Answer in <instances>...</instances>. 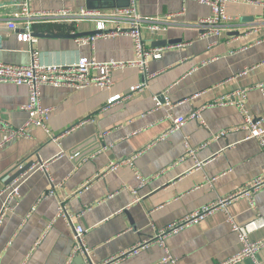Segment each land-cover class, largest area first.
I'll return each instance as SVG.
<instances>
[{
  "label": "crops",
  "instance_id": "obj_1",
  "mask_svg": "<svg viewBox=\"0 0 264 264\" xmlns=\"http://www.w3.org/2000/svg\"><path fill=\"white\" fill-rule=\"evenodd\" d=\"M18 5L19 0H0V63L27 65L31 50L44 65L74 64L82 57L100 63L134 58L126 35H96L85 45L77 41L91 36L70 37L98 34L97 20L81 16L82 10L109 13L125 7V0H28L31 12L73 14L33 18L32 34L51 37H33L30 44L16 38L20 24L12 15ZM136 11L142 18L160 20L158 31L141 33L144 46L160 50V58L150 59L146 70H115L108 89L42 86L41 105L52 110L47 132L34 128L30 138L0 145V264H64L73 244L72 226L85 230L88 258L79 255L71 264H157L164 248L178 264H219L240 248L227 215L238 224L257 216L264 220L263 189L253 196V209L245 198L231 200L225 210L166 237L164 247L152 243L137 255L120 257L264 172L258 142L235 131L243 124L242 114L230 105L206 107L247 90L245 109L264 128L263 8L229 2L225 12L232 21L218 37L198 27L211 10L192 0H138ZM117 26L128 28L129 23L105 22L106 31ZM140 84L141 90L130 92ZM117 95L122 100L106 107ZM27 98L25 86L0 84V113L12 127L26 122L22 108ZM198 111L203 124L188 121L171 131L173 118ZM1 139L0 132V144ZM29 158L35 165L18 178L19 197L4 211L10 185L5 182ZM133 158L134 168L110 169ZM59 203L72 224L56 217ZM261 237L264 229L250 236ZM257 260L264 264V249Z\"/></svg>",
  "mask_w": 264,
  "mask_h": 264
},
{
  "label": "built area",
  "instance_id": "obj_2",
  "mask_svg": "<svg viewBox=\"0 0 264 264\" xmlns=\"http://www.w3.org/2000/svg\"><path fill=\"white\" fill-rule=\"evenodd\" d=\"M138 0H125L126 6L118 8L109 13H103L101 11H81V16L87 18H95L98 22L97 31L98 37L112 38L117 36L126 35L132 39L133 42V60L127 62H107L100 63L93 58H80L76 63L69 65H44L41 63L39 53L36 50H31L30 62L27 65H8L0 63V84H11L15 86H25L28 92V98L26 104L22 110L26 113V122L18 128L12 127L6 121L3 120L0 113V132L2 135L1 144H5L12 140L27 139L31 137L32 129L41 128L47 132V122L51 109L45 108L40 102V88L44 85L52 87H67L75 90H80L89 87H96L99 89H108L112 85V73L115 70L136 67L140 70H146L148 61L150 59L160 58V50L148 49L144 46L141 33L145 30L155 32L160 29L158 19L142 18L137 14L136 4ZM201 5H206L211 10V16L209 18L201 19L198 22V27L204 31L206 35L219 36L222 29L231 20L226 15L225 8L229 2L247 3L260 5L264 10V0H192ZM4 7V6H3ZM18 10L13 13L12 18L19 21V31L17 33V41L21 43L30 44L33 41L31 20L33 18L45 17H66L73 15L69 11H55V12H31L28 7V0H19ZM1 20V16H0ZM120 21L128 22L129 27L123 28L117 26L114 30L106 31V21ZM238 21V20H234ZM264 22V12L261 18ZM9 29H13L10 28ZM95 39L94 36L83 38L78 40V44L85 45L91 44ZM142 84L133 86L130 88V92L134 93L142 88ZM262 90L263 85L257 86ZM247 90H237L231 94L214 100L206 107L217 106H234L243 116V124L235 131H243L246 133L245 139H255L261 152L264 155V128L260 126V122H256L245 109V101ZM122 100L121 96H113L107 102L106 107H110L115 102ZM166 100V99H165ZM158 102V101H157ZM159 104V103H158ZM201 111L195 112L186 117H176L172 119L171 131L179 130L188 121H196L200 124L203 122L200 120ZM224 135V133H221ZM52 141L57 139L51 136ZM134 160L129 159L118 164H112L110 169H115L118 166L125 165L134 168ZM41 168L45 169L42 165ZM138 176V175H136ZM18 179L13 181L8 186V199L4 204L3 210H9L11 203L19 197V184ZM140 186L145 184L144 180H139ZM264 189V172L247 182L242 189L221 200L214 206H207L200 210H197L189 216L178 220L172 224H169L165 228L158 230L149 241H143L141 244L135 246L127 252L121 254L120 257L129 255H137L141 251L148 250L152 243H156L164 247V239L171 234L187 227L191 224H195L203 218L217 209L225 210V206L234 199L245 198L253 209V196ZM2 217V216H1ZM0 217V223H1ZM56 217L63 219L68 224H72L71 215L66 210L64 204L59 203L56 210ZM227 223L230 230L237 236L239 242V250L228 260L219 264H239L246 259H250L253 264H260L257 260V256L261 250L264 249V237L251 239L250 236L258 231L264 229V220L260 217H255L245 224H238L234 219L227 215ZM73 228V244L71 252L64 264H71L72 261L79 255L87 257L88 249L84 243L85 230L80 226H72ZM165 255L157 264H178V261L171 256L166 248H164ZM88 258V257H87ZM118 260V259H117ZM116 261V260H115ZM113 263L111 261L108 264ZM24 264V263H23Z\"/></svg>",
  "mask_w": 264,
  "mask_h": 264
},
{
  "label": "water",
  "instance_id": "obj_3",
  "mask_svg": "<svg viewBox=\"0 0 264 264\" xmlns=\"http://www.w3.org/2000/svg\"><path fill=\"white\" fill-rule=\"evenodd\" d=\"M126 2H125V6H126ZM33 37H51L50 35H43V34H32ZM98 35L97 32L92 31L89 32L87 34H79V35H74V36H70V37H84V36H96ZM180 42V40L178 41ZM171 43H175V42H167V44H171ZM161 45V44H158ZM35 165L34 161H31L30 158L29 160H26L25 162H23L19 167L18 170H16V172L8 177V180L5 182V185H9L11 184L13 181H15L16 179H18L21 175H23L24 173H26L29 169H31L33 166Z\"/></svg>",
  "mask_w": 264,
  "mask_h": 264
}]
</instances>
